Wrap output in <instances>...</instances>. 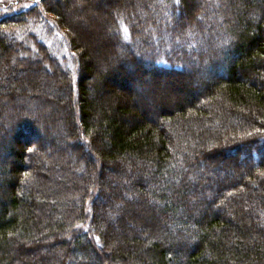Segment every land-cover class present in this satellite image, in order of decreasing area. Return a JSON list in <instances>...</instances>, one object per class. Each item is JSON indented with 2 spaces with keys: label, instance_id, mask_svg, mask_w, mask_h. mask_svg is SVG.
<instances>
[{
  "label": "trees",
  "instance_id": "trees-1",
  "mask_svg": "<svg viewBox=\"0 0 264 264\" xmlns=\"http://www.w3.org/2000/svg\"><path fill=\"white\" fill-rule=\"evenodd\" d=\"M72 1L0 0V264H264V0Z\"/></svg>",
  "mask_w": 264,
  "mask_h": 264
},
{
  "label": "rangeland",
  "instance_id": "rangeland-1",
  "mask_svg": "<svg viewBox=\"0 0 264 264\" xmlns=\"http://www.w3.org/2000/svg\"><path fill=\"white\" fill-rule=\"evenodd\" d=\"M3 2H9V1H16V0H2ZM35 0H20L19 4L13 5L10 10L12 11H19L21 8L25 6L32 5ZM83 1V0H81ZM86 6V3L80 2V0H74L72 2H68L65 4L64 10L68 14L70 18V23L75 26L78 30L83 32V34L86 36H89V38L92 40L91 43H96V45H100L101 40L105 38H109L111 40V31L108 26V18H106L103 10L106 9V6L101 7L100 10L92 9L91 11H88V14L92 17H94V21L91 19L87 22L84 20V12L83 8ZM103 8V10H102ZM84 20V21H81ZM89 22V23H88ZM79 24V25H78ZM92 33V35H88V33ZM94 34V35H93ZM65 48V47H64ZM43 77V76H42ZM197 83H194V86H198ZM38 254H34L33 256H30L31 262H37L39 261L40 257Z\"/></svg>",
  "mask_w": 264,
  "mask_h": 264
}]
</instances>
